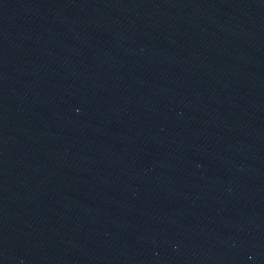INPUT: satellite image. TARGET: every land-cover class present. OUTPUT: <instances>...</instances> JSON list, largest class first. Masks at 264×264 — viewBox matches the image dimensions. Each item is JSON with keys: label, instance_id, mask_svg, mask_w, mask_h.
Wrapping results in <instances>:
<instances>
[{"label": "water", "instance_id": "obj_1", "mask_svg": "<svg viewBox=\"0 0 264 264\" xmlns=\"http://www.w3.org/2000/svg\"><path fill=\"white\" fill-rule=\"evenodd\" d=\"M0 264H264V0H0Z\"/></svg>", "mask_w": 264, "mask_h": 264}]
</instances>
